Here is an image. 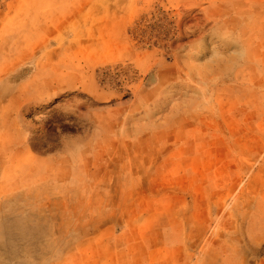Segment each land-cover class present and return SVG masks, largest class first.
<instances>
[{"label": "rangeland", "instance_id": "374dc122", "mask_svg": "<svg viewBox=\"0 0 264 264\" xmlns=\"http://www.w3.org/2000/svg\"><path fill=\"white\" fill-rule=\"evenodd\" d=\"M0 264H264V0H0Z\"/></svg>", "mask_w": 264, "mask_h": 264}, {"label": "built area", "instance_id": "2783aa9c", "mask_svg": "<svg viewBox=\"0 0 264 264\" xmlns=\"http://www.w3.org/2000/svg\"><path fill=\"white\" fill-rule=\"evenodd\" d=\"M108 82H112V79H111V78H109V79H108Z\"/></svg>", "mask_w": 264, "mask_h": 264}]
</instances>
